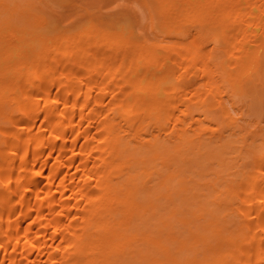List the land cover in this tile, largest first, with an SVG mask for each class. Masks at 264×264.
<instances>
[{
	"label": "bare ground",
	"instance_id": "1",
	"mask_svg": "<svg viewBox=\"0 0 264 264\" xmlns=\"http://www.w3.org/2000/svg\"><path fill=\"white\" fill-rule=\"evenodd\" d=\"M140 2L0 0V264H264V0Z\"/></svg>",
	"mask_w": 264,
	"mask_h": 264
},
{
	"label": "rangeland",
	"instance_id": "2",
	"mask_svg": "<svg viewBox=\"0 0 264 264\" xmlns=\"http://www.w3.org/2000/svg\"><path fill=\"white\" fill-rule=\"evenodd\" d=\"M96 1L100 3H104V5L107 6L106 11H123V12L129 11L130 9H126V6L123 5V3L132 4L141 11V14L143 16L144 26L145 23L149 20L148 9L146 5L141 4L140 0H96ZM81 2H83V0H49V3L55 8V11H53L51 15L54 19L56 18V20L58 21L61 16H65L69 14V12L72 10L73 5L80 4ZM258 102H262V107L256 106L257 104L254 105L255 107H253V111L249 112L247 114V119L244 120V124L246 126H250L257 120L264 118V94L262 95L261 100H259Z\"/></svg>",
	"mask_w": 264,
	"mask_h": 264
}]
</instances>
